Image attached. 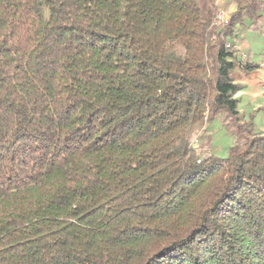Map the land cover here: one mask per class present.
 Masks as SVG:
<instances>
[{
    "label": "trees",
    "instance_id": "obj_1",
    "mask_svg": "<svg viewBox=\"0 0 264 264\" xmlns=\"http://www.w3.org/2000/svg\"><path fill=\"white\" fill-rule=\"evenodd\" d=\"M234 1L0 0V264H264L253 66L227 46L264 0ZM221 116L228 156L199 155Z\"/></svg>",
    "mask_w": 264,
    "mask_h": 264
},
{
    "label": "rangeland",
    "instance_id": "obj_2",
    "mask_svg": "<svg viewBox=\"0 0 264 264\" xmlns=\"http://www.w3.org/2000/svg\"><path fill=\"white\" fill-rule=\"evenodd\" d=\"M219 4L218 21L220 23L228 20L229 14L236 4L234 0H219ZM229 44L230 42L227 43V46L234 47L238 56L240 51H242V55L246 54V64L251 63V59L254 62H261L264 59V23L262 32L242 30L238 34V41L233 45L232 43ZM241 81L246 88L244 98L239 101L242 116L246 121L253 123L257 132L264 134V65L255 67L248 73L243 72L239 82L241 83ZM243 81H248V84ZM251 91H255L256 94H250ZM197 137L202 142L200 154H204L205 149H207L208 154L212 152L222 158L228 156L229 149L235 142V135L226 129L223 116L205 122ZM208 139L210 141L204 147Z\"/></svg>",
    "mask_w": 264,
    "mask_h": 264
},
{
    "label": "crops",
    "instance_id": "obj_3",
    "mask_svg": "<svg viewBox=\"0 0 264 264\" xmlns=\"http://www.w3.org/2000/svg\"><path fill=\"white\" fill-rule=\"evenodd\" d=\"M235 9V7L233 8V10ZM232 10V11H233ZM250 62H251V64H252V66H253V68H255V67H259V66H263L264 65V59L261 61V62H254L252 59L250 60ZM252 68V69H253ZM253 72H255V71H253ZM252 72V73H253ZM243 82H245V81H243ZM248 81H246L245 82V84H248L247 83ZM245 92H246V88L244 87V85H243V83H242V81H241V90L237 93V98H239V101L241 100V98H244V94H245ZM248 92V91H247ZM250 94H256V92L255 91H251L250 92Z\"/></svg>",
    "mask_w": 264,
    "mask_h": 264
},
{
    "label": "built area",
    "instance_id": "obj_4",
    "mask_svg": "<svg viewBox=\"0 0 264 264\" xmlns=\"http://www.w3.org/2000/svg\"><path fill=\"white\" fill-rule=\"evenodd\" d=\"M231 45V43L229 44ZM246 54L242 55V51L239 52V59L241 60L242 63L246 64ZM263 90H264V85H263ZM192 145H193V148L198 152V154L200 155V151H201V145H202V142L200 140L199 137H196L193 142H192ZM200 160V159H198Z\"/></svg>",
    "mask_w": 264,
    "mask_h": 264
}]
</instances>
